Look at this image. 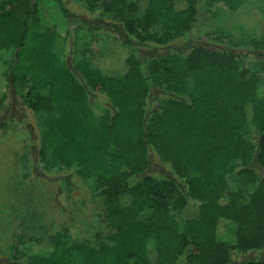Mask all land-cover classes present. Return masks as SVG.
<instances>
[{"label": "trees", "instance_id": "1", "mask_svg": "<svg viewBox=\"0 0 264 264\" xmlns=\"http://www.w3.org/2000/svg\"><path fill=\"white\" fill-rule=\"evenodd\" d=\"M83 1L120 25L106 61L67 63L59 42L69 24L38 31L32 0H0V50L12 51L8 73L26 109L55 113L39 137V162L88 181L110 232L97 246L59 232L6 264H233L264 251V62L195 46L143 64L137 52L186 38L201 1L236 14L246 0ZM253 43L264 50V29ZM93 93L108 102L100 113ZM152 155L172 177L148 172Z\"/></svg>", "mask_w": 264, "mask_h": 264}, {"label": "rangeland", "instance_id": "2", "mask_svg": "<svg viewBox=\"0 0 264 264\" xmlns=\"http://www.w3.org/2000/svg\"><path fill=\"white\" fill-rule=\"evenodd\" d=\"M61 1L66 15L55 0H32L41 17L38 31L67 22L66 42H59L63 59L70 64L75 58L92 59L95 55V60L106 61L112 38H119L120 25L107 19L109 15L99 17L98 12L90 13L83 0ZM246 3L248 6L244 10L233 14L221 5L201 1L199 19L189 35L165 46H137L141 61L145 64L155 55L201 46L234 51L246 65L258 59L264 62V50L259 52L253 43L264 29L260 12H264V0H246ZM12 59V51L0 50V264L24 261L28 250L50 245L51 238L59 232H67L72 240L97 246L111 228L103 198L92 195L91 184L78 177L74 170L39 162V137L55 113L26 109L13 89L8 73ZM186 79L191 86L190 78ZM257 94L263 96L264 87L259 88ZM91 102L96 110L108 105L106 98L97 93L91 94ZM149 107H158L156 92L151 96ZM148 172L172 177L154 155ZM248 260H264V251L239 255L233 264ZM180 264H184L183 260Z\"/></svg>", "mask_w": 264, "mask_h": 264}]
</instances>
